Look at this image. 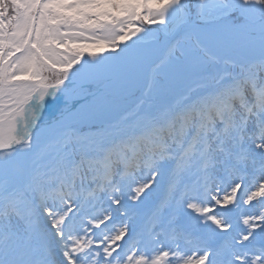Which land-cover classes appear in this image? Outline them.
Wrapping results in <instances>:
<instances>
[{
	"label": "snow or ice",
	"instance_id": "6c2138e0",
	"mask_svg": "<svg viewBox=\"0 0 264 264\" xmlns=\"http://www.w3.org/2000/svg\"><path fill=\"white\" fill-rule=\"evenodd\" d=\"M256 200L264 0H0V264H264Z\"/></svg>",
	"mask_w": 264,
	"mask_h": 264
},
{
	"label": "rangeland",
	"instance_id": "374dc122",
	"mask_svg": "<svg viewBox=\"0 0 264 264\" xmlns=\"http://www.w3.org/2000/svg\"><path fill=\"white\" fill-rule=\"evenodd\" d=\"M154 27H159V26H154ZM157 35H158V39H159V37L164 38L163 32H160ZM149 40H147V41H149ZM156 52H158V50H156ZM156 58H157L156 62H158L159 57H157L156 54L149 55L148 59L145 63L143 71L148 69L149 66H152L151 68H153L154 67L153 61H155ZM151 76H152V70L143 73L141 83L143 84V83L150 81ZM160 195H162V191H157L156 193H154V196H160ZM261 211H264V205H261L258 202V200H256V201H253L252 205L242 204L238 209H233L231 216H232L234 222L239 223L245 214H256V213H259ZM258 246H259V237H258Z\"/></svg>",
	"mask_w": 264,
	"mask_h": 264
},
{
	"label": "water",
	"instance_id": "95a60500",
	"mask_svg": "<svg viewBox=\"0 0 264 264\" xmlns=\"http://www.w3.org/2000/svg\"><path fill=\"white\" fill-rule=\"evenodd\" d=\"M140 47H142L143 49H145L149 54H156L157 57H160V56L163 55L162 42H158L156 40H150V41L143 42L140 45ZM156 49H159V51L156 52L155 51ZM156 60H157V58L155 59V61ZM151 67L152 66H149V68L146 69L145 71H143V73L152 70Z\"/></svg>",
	"mask_w": 264,
	"mask_h": 264
},
{
	"label": "trees",
	"instance_id": "16d2710c",
	"mask_svg": "<svg viewBox=\"0 0 264 264\" xmlns=\"http://www.w3.org/2000/svg\"><path fill=\"white\" fill-rule=\"evenodd\" d=\"M158 40H159V41H161V42H163V38H160V37H159V39H158Z\"/></svg>",
	"mask_w": 264,
	"mask_h": 264
}]
</instances>
